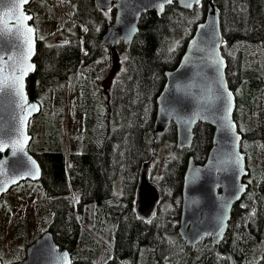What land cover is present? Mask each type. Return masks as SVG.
I'll use <instances>...</instances> for the list:
<instances>
[{
	"label": "trees",
	"instance_id": "trees-1",
	"mask_svg": "<svg viewBox=\"0 0 264 264\" xmlns=\"http://www.w3.org/2000/svg\"><path fill=\"white\" fill-rule=\"evenodd\" d=\"M210 2L218 6L221 14L222 51L227 60L229 86L234 93L237 91L240 111L247 109L255 119L264 97V69L252 67L249 56L252 48L264 44V0H204L192 11L174 4L161 17L155 12L144 15L131 49L124 45L116 49L126 53L125 70L105 102L92 91L93 74L81 70L112 54L102 39L114 22V10L96 8L95 0L80 1L79 7L74 4V10L69 5L75 20L80 22L77 32L52 45L38 39L36 72L27 82L30 100L43 107L46 97L53 96L54 104L60 106L64 92L61 83H68V88L73 86L80 92L85 130L89 132L92 124L102 122L108 128L102 142L90 141L83 153L69 154L65 138L53 127L50 117L39 120L37 116L30 124L33 140L29 151L40 163L43 176L29 192L39 193L37 202L52 211L53 220L47 231L61 249L71 252L72 264H230L228 258L217 254L211 239L194 250L179 235L181 206L175 198L182 195L190 159L198 165L206 162L214 146V128L198 124L192 147L183 151L176 146L174 125L166 135L155 131L157 99L165 87L166 74L178 67L197 26L205 20ZM45 7L46 4L34 5L30 11L35 15L34 22ZM240 111H236L235 119L241 128L248 124ZM240 128L243 141L264 143V123L257 122L254 128H246L245 133ZM166 140L172 142V154L156 179L158 157ZM262 154L257 171L248 167L254 179L251 184L246 181L250 186L247 204L235 206L221 244V250L232 255L234 264H264ZM146 164L150 167L151 182L158 183L162 192V203L171 204L169 209L160 208L150 221L139 218L136 212L139 180ZM118 182L124 192L121 208L113 204ZM90 204L94 205V222L87 228L82 217ZM17 213L1 237L9 245L26 228ZM105 246L110 252L109 259L104 258ZM23 260L13 258L9 264Z\"/></svg>",
	"mask_w": 264,
	"mask_h": 264
},
{
	"label": "water",
	"instance_id": "water-1",
	"mask_svg": "<svg viewBox=\"0 0 264 264\" xmlns=\"http://www.w3.org/2000/svg\"><path fill=\"white\" fill-rule=\"evenodd\" d=\"M34 0H0V66L7 81L12 76L22 77L23 107L11 104L0 108V202L15 187L25 182H40L43 171L38 160L30 153L33 140L30 124L42 113V105L31 101L27 82L36 72L38 36L35 16L28 12ZM204 0H95L100 10L114 9L115 21L103 36L102 43L112 51L121 45L128 50L139 34L144 15L155 12L163 16L169 6L177 4L192 11ZM163 4V10L160 6ZM190 5V6H188ZM31 17V19H25ZM31 27V43L25 45L16 35ZM7 29V31H5ZM221 14L218 6L209 3L205 20L200 23L178 67L166 74L165 87L157 99L155 131L166 135L176 127V146L180 151L190 149L198 124L214 128L213 148L206 162L198 165L190 159L182 190L179 235L188 247L196 249L204 240L211 239L217 254L234 264L232 255L221 250L228 232L233 210L246 196L250 186L247 156L242 151L243 136L235 119L237 97L227 79V60L222 47ZM23 61L22 63L20 61ZM12 68H9V66ZM24 69V71H21ZM229 93L231 94L229 96ZM11 99L15 100L14 97ZM17 132H22L18 135ZM19 139L23 151L13 154V142ZM163 201L160 188L150 181L149 165L143 166L138 190L136 212L139 218L150 221L158 213ZM0 264L3 262L0 260ZM17 264H72V254L61 249L54 236L47 231L27 249L24 261Z\"/></svg>",
	"mask_w": 264,
	"mask_h": 264
},
{
	"label": "rangeland",
	"instance_id": "rangeland-1",
	"mask_svg": "<svg viewBox=\"0 0 264 264\" xmlns=\"http://www.w3.org/2000/svg\"><path fill=\"white\" fill-rule=\"evenodd\" d=\"M80 1L84 0H34L29 6V11L33 10L35 4H37V7H40L42 4L47 5V9L45 7V10L38 15L36 22H34L38 39L43 40L47 45H52L59 42V40L66 39L68 34H75L77 32V25L80 24V22L75 20L74 14L69 9V5H72L74 10L76 7L74 4L79 7ZM249 60L252 61V67L264 69V44L252 48ZM125 62L126 53L124 51L117 52V50H114L106 60H100L96 64L81 70L85 73L93 74L95 85L92 87V91L95 95H99L100 101L105 102L110 97L113 85L120 79L122 72L125 70ZM61 86L64 91L61 94V105L58 106L54 104L53 96L51 98L46 97V104L43 105L44 111L39 115V120H45L48 119V117L51 118L53 127L65 138L69 154L83 153L90 141H92V143L102 142L103 138L107 135L108 128H106L107 125L102 122L97 123L98 125L92 124V129L87 132L84 125L85 118L82 113L84 108L82 101H80V92L78 93L73 86L68 88V83L65 82L61 83ZM237 86H240V84ZM235 93H237L236 90ZM259 103V107L262 108L257 112L256 118L253 119L251 115L249 116L247 109L244 108L240 111L241 105H238L237 100V106H239L237 111H240L244 123L248 124L241 128L238 126L241 132L243 131L245 133L246 128H254L257 122L264 123V97ZM64 110L66 114L63 113ZM104 114L105 113H102V115ZM172 146L171 141L166 140L164 142L155 170L156 179L161 176L163 164L172 154ZM242 150L247 154L248 167H252L253 172H255V170L257 171L259 169V162L263 156L264 143L254 145L243 141ZM253 179V176H249L246 181L251 184ZM151 180L152 179H150V181ZM152 183L155 184V182ZM157 184L158 183H156V185ZM32 185H34V182L28 181L22 183L5 195L0 202V259L2 258L3 264H9L13 258L23 260L27 254L26 248L29 244H32L43 236L53 220L52 211L38 203V199L41 195H39V193L34 195L30 194L29 191ZM115 194L116 200H113V204L119 208L123 207L124 192L120 182L116 183ZM247 200L246 196L241 204H247ZM11 201H13L12 204H10ZM175 201L181 206L182 195H178ZM170 206V202H167V204L161 205V210L165 208L169 209ZM85 208L86 213L82 217V223L84 227L89 228L94 222V205L90 204ZM16 212H18V217L23 218L25 221L26 228L22 229V234L18 235V240L9 245L7 240L1 237L4 231L9 229L11 217L16 214ZM96 239L99 240L97 236ZM111 243H114L113 238L111 239ZM260 248H258V250H260ZM103 251L104 258L109 259L110 252L107 246L104 247ZM259 256L260 255H257L256 257L258 258ZM95 257L98 256L96 255Z\"/></svg>",
	"mask_w": 264,
	"mask_h": 264
},
{
	"label": "snow or ice",
	"instance_id": "snow-or-ice-1",
	"mask_svg": "<svg viewBox=\"0 0 264 264\" xmlns=\"http://www.w3.org/2000/svg\"><path fill=\"white\" fill-rule=\"evenodd\" d=\"M167 2H171V0H167ZM197 3H199V0H196ZM190 6V5H188ZM161 10H163V4L160 6ZM25 19H31V17H25ZM7 31V29H5ZM33 29L31 27L26 28V32L21 34L20 29L17 28L16 30V35L18 39H22L23 43L25 45H29L31 43V36L28 35L32 33ZM0 35H3V33H0ZM21 63L23 62L22 60L20 61ZM9 68H12L10 65ZM5 69L3 66H0V80H5L7 81V77H4ZM21 71H24V69H21ZM22 77L20 76H12L11 77V83L7 84V87H0V108H6L11 104H15L16 107H23V103H26V98L23 95L22 91V84L19 83L20 79ZM231 94L229 93V96ZM12 97L15 98V100L11 99ZM18 135H22V132H17ZM4 145L0 144V151L4 150ZM13 154L17 151H23V146L20 142L19 139H16L13 142Z\"/></svg>",
	"mask_w": 264,
	"mask_h": 264
},
{
	"label": "flooded vegetation",
	"instance_id": "flooded-vegetation-1",
	"mask_svg": "<svg viewBox=\"0 0 264 264\" xmlns=\"http://www.w3.org/2000/svg\"><path fill=\"white\" fill-rule=\"evenodd\" d=\"M70 6H72V5H70ZM72 10H73V7H72ZM114 9H110V10H108L109 12H111V11H113ZM106 11V10H105ZM28 12L29 13H31L30 11H29V8H28ZM114 13L116 14V12H115V10H114ZM35 16V15H34ZM114 21H115V18H114ZM114 23V22H113ZM67 39V38H66ZM66 39H64V40H66ZM60 41V40H59Z\"/></svg>",
	"mask_w": 264,
	"mask_h": 264
}]
</instances>
